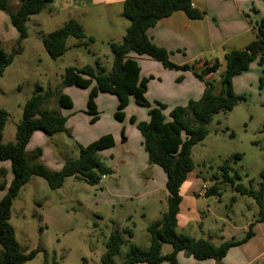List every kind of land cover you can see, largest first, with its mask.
<instances>
[{"label":"crops","instance_id":"crops-1","mask_svg":"<svg viewBox=\"0 0 264 264\" xmlns=\"http://www.w3.org/2000/svg\"><path fill=\"white\" fill-rule=\"evenodd\" d=\"M123 2L124 0H53L43 12H46L49 17H61L63 15V20L56 22L53 31L68 20L81 23L78 15L86 12L87 18L93 17V27H96L93 36H91L93 42L102 43L103 41L108 48L109 42L118 43L122 40L128 27V21L121 15ZM191 4L194 10L202 13L201 19L190 20L182 12H174L146 31L151 43L169 54L171 63L188 65L191 67L190 70L181 72L164 69L160 63L146 56L139 57L133 53L130 54L132 58L136 59L140 68L139 78L148 79L146 100L149 103L157 102L165 105L166 109L163 111L165 116L174 107L185 106L190 100H199L203 94L205 82L213 85V94H220L223 90L224 54L232 50L245 49L255 39V26L260 21H264V0H191ZM18 7L17 0H8V12H14ZM40 14L32 17H39ZM35 20L36 25H42L41 19ZM103 24L106 25L105 28H102ZM17 37V32L10 24L8 13L0 11V48L9 53L14 47ZM26 39L22 42L23 51L21 55L14 59L0 77V94L7 92L6 85L2 82L5 76H15L19 72H23L22 69H25L23 73H31L27 68L32 70L33 65L38 67L35 64L36 61L33 60V63H30L31 57L26 49ZM38 41L41 44L40 38ZM109 53H93V59L94 61L99 59L103 66L104 62L108 63V57L111 56ZM109 60L112 63V56ZM215 62L219 65L217 71L206 74L203 81L194 76V74H199L204 70L207 64ZM86 65L89 64L77 65L75 68H82ZM262 67L258 63V58L255 59L247 71L232 78L231 89L235 95L245 98V102H243L245 105L254 106L261 110L264 115V74ZM107 68L109 72L111 67ZM216 74H218V78H216ZM260 79H262L261 84ZM88 92L89 89L75 87L63 89L62 93L70 97L72 101V108L68 110L59 108L54 113L67 118L65 127L69 131L68 136L64 133L47 136L42 132H34L26 146V152L30 153L35 149H40L42 164L50 170L59 171L66 160L77 158L78 145L86 146L103 135H111L114 145L99 152V156L105 160L102 164L112 171L101 183H98L102 186L103 194L109 196L104 202L111 212L110 215L105 214L103 217L108 221L110 233L113 230L129 229L133 225L131 224L132 216L129 212L126 213L128 206L140 205L141 208L149 206L156 208L163 201L167 204L165 175L161 168L148 163L142 138L135 123H131L129 120L130 117H134L136 122L147 121V109L138 107L134 104L133 98H130L123 111L125 116L123 121H117L114 118L117 99L109 94H99L95 99L99 113L98 120L95 123H90V117L82 114ZM76 96L79 97L78 103L74 100ZM46 103L43 105L45 109ZM0 108L7 113L1 143H14L16 126L22 119L23 107L21 116L15 119V122L11 121L10 123H8L10 114L4 107L0 106ZM48 110L50 111V109ZM251 118L252 116H250ZM262 119L261 123L263 124L264 118ZM122 137L125 138L124 141ZM0 171H4L5 184L4 188L0 189L1 200L13 177L10 162H0ZM40 180L42 179L37 177L31 178L21 188L12 202V206L21 192L30 184L40 186L42 191L46 188L44 192L49 194L47 200L44 204H37L36 208L41 209V214L47 224L58 229L62 224L60 216L64 215L65 209L63 210L58 205L59 202H54V195L49 193L51 190L46 182ZM199 180L193 172H190L180 187L181 202L177 214V232L194 239L207 240L218 246L226 241L241 240L252 224V236L247 241L229 248L225 256L219 261L212 259L197 261L183 252H178L176 264H264V222L254 220L249 223H234L228 221L227 225L222 223L221 227L209 229L208 232L205 231L204 219L210 215V212L199 210V199L204 197L202 186L205 185ZM74 181L84 183L76 178ZM64 184L60 189L51 192L59 194ZM89 188L90 185L88 190ZM116 206H118V210H115ZM208 207L209 204H206V209ZM119 211L120 215L117 217ZM155 212L156 215L152 222L159 220L162 215L159 210H155ZM219 220L224 222V220ZM197 231L201 236L199 238L194 236ZM212 231L215 233H212L211 236ZM148 246L149 241L146 239L143 248ZM161 253L166 255L169 252H164L162 247Z\"/></svg>","mask_w":264,"mask_h":264},{"label":"trees","instance_id":"trees-1","mask_svg":"<svg viewBox=\"0 0 264 264\" xmlns=\"http://www.w3.org/2000/svg\"><path fill=\"white\" fill-rule=\"evenodd\" d=\"M53 0H17L19 7L14 12H8V0H0V11L7 12L11 26L17 32V40L9 53L0 48V77L5 69L21 55L22 42L28 37L27 22L32 16L43 12ZM191 0H124L121 15L128 21L122 40L118 43L109 42L108 48L112 56L111 69L106 72L99 59L93 65L82 68L67 67L64 70L61 84L55 91L44 90L35 85L29 99L22 109V119L16 126L15 142L2 144V133L7 121V113L0 108V162L9 161L12 171V181L4 197L0 200V264H24L31 261L39 252L38 249L28 253L20 251L13 227L10 225V212L13 200L21 188L31 178L43 179L52 191L62 187L66 178L73 177L87 185H98L101 176H108L111 169L105 167L99 159V152L114 145L111 135H103L92 143L78 145V156L66 160L59 171L48 169L41 162V150L35 149L27 153L26 146L34 132H42L47 136L57 133H67L65 124L67 118L43 109L44 103L52 97L56 98L60 109H71L70 97L64 95L62 90L68 87L89 89L86 111L90 116V123L98 120L99 113L95 99L99 94H109L117 99L114 118L123 121L124 109L129 99L134 104L147 109V121L135 123L139 132L148 163L156 165L165 175V189L167 191V209L160 219L152 222L146 228L149 235V246L140 248L130 243L132 237L129 229L113 230L105 241V252L100 258L101 264H116L115 256L124 249L120 264H176V255L183 252L197 261L212 259L221 260L228 249L247 241L252 236L251 227L245 236L238 241H226L218 246L204 239H194L188 235L177 232V214L181 202L179 193L181 185L194 168L191 150L202 142L208 135L207 125L216 114L227 113L238 104L245 102L243 96L235 95L231 89V80L235 76L248 70L249 65L258 58L259 65L263 66L264 74V21L256 26L255 39L243 50H232L224 54V72L222 74L223 90L220 94H213V85L204 83V91L197 101L190 100L185 106H177L165 116L166 106L161 103H149L145 98L148 79H140V68L136 56H146L162 65L164 69L187 71L188 65H175L170 62L169 54L156 47L146 35L147 29L153 27L158 21L167 18L174 12H182L190 20H199L202 13L194 10ZM71 37L78 41L93 38L86 37L79 22L68 20L56 30L43 34L39 33L42 47L52 59L61 57L66 51V40ZM218 63L207 64L206 68L194 76L203 81L208 73L218 69ZM260 84L262 79H260ZM260 132L264 133V123ZM124 141L125 138L122 137ZM236 158H240L238 155ZM229 166L225 162L220 169L223 172V181L229 183L240 195H246L256 200L259 206V216L256 222H264V169L260 171V187L257 191L247 190L240 184H234L232 177L228 176ZM238 179L234 174L233 179ZM0 189L4 188V171H0ZM217 187L206 189L204 195L220 193ZM127 237V239L125 238ZM163 244L171 246V251L163 255ZM43 264H46L44 262ZM59 264L53 253L52 263Z\"/></svg>","mask_w":264,"mask_h":264},{"label":"rangeland","instance_id":"rangeland-1","mask_svg":"<svg viewBox=\"0 0 264 264\" xmlns=\"http://www.w3.org/2000/svg\"><path fill=\"white\" fill-rule=\"evenodd\" d=\"M86 15L85 12L78 17L81 19L80 25L85 36L91 37L96 27H93V17L87 18ZM37 18L41 19V26L35 24L34 21ZM61 20L63 15L49 17L46 12H41L39 17H32L27 22L26 49L30 53H28L31 57L30 63L34 60L38 67L33 65L32 70L27 68L31 73H23L25 69H22L23 72H19L15 75L16 77L7 75L3 78L2 82L5 83L7 92L0 94V106L10 114L8 123L15 122V119L21 116L23 104L31 96L35 84L41 85L44 90L55 91L61 84L65 68L93 65V53H109V48L103 41L94 43L87 42V39L78 41L69 37L66 41L65 53L59 58H50L39 44V33L52 32L56 22ZM105 26L103 24L102 28ZM110 58L111 56L108 57V63L104 62L103 65L106 72H108L107 67H111ZM79 97L74 98L76 103ZM44 107L42 108L45 109ZM46 109L57 112L59 107L55 97L47 101ZM84 111H86V105ZM84 111L82 114H85ZM250 116H252L251 119ZM262 118L264 115L261 110L252 105L240 103L230 112L214 115L207 125L209 132L207 137L191 150L194 164L192 172L204 182L206 189L215 186L222 195H204L202 199H199V210L210 212V215L204 219L206 232L209 229L221 227L222 223L227 225L228 221L249 223L258 219L259 206L256 200L240 195L234 187L223 181V172L220 167L223 163H228V176L232 177L235 185L240 184L247 190L259 189L261 182L259 174L264 169V133L260 132ZM68 132L64 134L68 136ZM59 134L61 133H57ZM236 155L240 158H236ZM99 159L101 162L105 161L100 156ZM234 174L238 176V179H233ZM64 183L59 194L48 190L51 195H54V202H59L58 205L65 209L64 215L60 216L62 224L58 229L47 224L41 209L36 208L37 204L46 202L49 195L44 192L46 188L42 191L40 186L30 184L21 192L12 206L9 223L14 229L22 253L39 250L31 261L24 264H43L44 262L51 264L53 253L59 264H101L100 258L105 252V241L111 231L107 219L103 217L105 214L110 215L111 212L104 202L109 196L103 194L101 185H92L88 190L89 185L74 181L73 177H69ZM206 189L202 188L204 193ZM221 197L222 199H219ZM262 202H264V195ZM206 204H209L208 209ZM117 207L115 210H118ZM128 207L126 213L129 212L132 216L131 224L133 225L128 226L132 235L128 240L143 248L146 239L149 241L146 228L152 223L156 215L155 210L163 214L166 212L167 204L163 201L156 208L152 206L141 208L140 205ZM119 215L120 211L117 217ZM212 233L215 232L212 231L211 236ZM194 236L201 237L198 231ZM162 247L164 252L171 251V246L168 244H163ZM123 252L124 249L115 256L116 264L121 263Z\"/></svg>","mask_w":264,"mask_h":264},{"label":"built area","instance_id":"built-area-1","mask_svg":"<svg viewBox=\"0 0 264 264\" xmlns=\"http://www.w3.org/2000/svg\"><path fill=\"white\" fill-rule=\"evenodd\" d=\"M190 6L192 7L193 5L192 4H190ZM106 178V176H101V178H100V180H99V183H101L104 179ZM203 189H206V186L205 185H203V187H202Z\"/></svg>","mask_w":264,"mask_h":264}]
</instances>
